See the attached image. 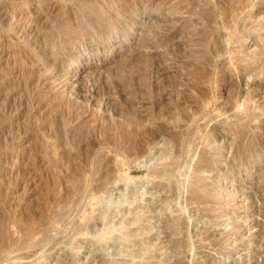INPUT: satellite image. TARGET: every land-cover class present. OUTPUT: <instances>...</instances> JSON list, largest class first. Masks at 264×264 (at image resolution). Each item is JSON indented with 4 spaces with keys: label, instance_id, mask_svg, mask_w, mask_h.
I'll return each instance as SVG.
<instances>
[{
    "label": "rangeland",
    "instance_id": "1",
    "mask_svg": "<svg viewBox=\"0 0 264 264\" xmlns=\"http://www.w3.org/2000/svg\"><path fill=\"white\" fill-rule=\"evenodd\" d=\"M150 55L192 117L126 154L110 86ZM263 166L264 0H0V264H264Z\"/></svg>",
    "mask_w": 264,
    "mask_h": 264
},
{
    "label": "bare ground",
    "instance_id": "2",
    "mask_svg": "<svg viewBox=\"0 0 264 264\" xmlns=\"http://www.w3.org/2000/svg\"><path fill=\"white\" fill-rule=\"evenodd\" d=\"M95 10L98 11L97 9H95ZM98 12H96L97 18L101 19L102 24L104 26H106V28H109L111 26V21L112 20L110 21L106 16H103L102 13H98ZM112 15H114V14L112 13ZM91 22H89V24H91ZM97 23H98V21H97ZM88 26L92 27L90 25H88ZM79 28H80V26H79ZM105 31L106 30H104L103 27L102 28L99 27V28H97L95 30V33H97V35H100V34L104 33ZM122 32H123V30H122ZM82 36H85V34L82 33ZM64 41L68 42L67 40H64ZM149 52L150 51H148V53ZM142 55H144V54H142ZM150 56H151V57H149L150 59L147 58L149 60V61H147V63L143 62V57L140 58L142 60V63H140V62L137 63V60L139 61V59H134V58H133L132 61H129V62L127 61V63L124 66L122 65L123 67L121 66V70L120 71L118 69L117 75L115 73L116 76H114L115 77L114 79L112 78L113 80H112V84L110 86L113 89L114 93H116L118 95V97H119L118 99H120V102H121L122 105L121 104H120V106L117 105L119 107H117V112L116 113H117V115L119 117L118 118L119 120H117V122H112L111 125H109V128H107V130H106V134H107L106 140L108 142L107 144H108L109 147H111L114 150L124 152L126 154H134L135 155V154H138L139 152H141L142 150H141L140 145H139L140 143H143L145 146H151L154 142H156L155 140H157V138L160 136L159 135L160 134L159 130H161V129L157 128L159 123L164 125V127H163L164 132H168L167 136H166L167 137V141H168L167 144L176 142L178 139L181 138V132H176L174 130L169 131L170 128L169 129L167 128L168 130L165 129V125H166V127H169L168 124L169 125L170 124L176 125L178 122L181 123L182 125H187L189 123V121L191 120V117H192L190 115L191 113H189L190 108L186 106L185 102H181L182 100L180 102H178L179 100L176 101V99H175V101H174L173 100L174 98L172 99V96L175 95L176 93L173 94V92H170L169 89H168L171 86V85L169 86V82L170 81L167 80V78L169 79V77L166 78L164 76V77H161L160 81L157 80L158 77L161 76V75L163 76L164 73H159L161 71V69L159 68L160 66L158 65V61H159L158 58L155 59L152 55H150ZM154 56H156V55H154ZM138 57H140V56H138ZM147 57H148V55H147ZM144 59H146V58H144ZM121 64H124V63H121ZM155 76H156L157 79L155 78ZM172 87H174V86H172ZM157 89H161V91L155 93V91ZM145 93L147 95H150V97H153V99L152 98H150V99L152 100V102H151L152 104L151 105L154 106L153 107L154 110L152 111V114L148 113L150 117L149 116L147 117V115H144L145 114L144 111L142 112L144 114H142L141 112H139L140 110H138V112L134 110V106L136 104L138 95L139 94H145ZM177 94H180V93H177ZM177 94H176V96L178 97L179 95H177ZM187 94H185V97H186ZM181 97L182 96H180V98ZM138 99H140V98H138ZM145 99H144V101H145ZM140 100H142V99H140ZM148 100H149V98L147 99V101ZM136 106H137V104H136ZM140 107H142V106H140ZM157 108H158V110H157ZM187 108H189V111H187L188 110ZM135 109L137 110V109H141V108H135ZM143 109H145V108L143 107ZM193 116H194V114H193ZM147 118H149V121H148ZM161 122H163V123H161ZM181 127H183V126H181ZM93 129H95V128H93ZM89 130L94 132V130H91L90 128H89ZM86 131H87V129L85 128V131L83 132L82 135H84V136L85 135L86 136L90 135V134H88L89 132H86ZM161 133H163V132H161ZM91 137L93 138V135ZM88 138H90V137H88ZM262 140H263L262 138H259V139L257 138L256 139L254 137V139H252V140H250V142L249 141L248 142H249V145L252 147V146H255L256 143L258 144V142H260ZM104 141H105V139H104ZM96 142H97V140H96ZM243 147L245 148V146H243ZM148 148H151V147H148ZM228 148H229V146H228ZM144 151H146V150H144ZM144 151H142V154L144 153ZM218 152H219V155H222V154H224L225 149L223 147H221V148L219 147ZM167 153H168L167 146L163 150L159 151L160 156L166 155ZM236 154H237V149L234 146L233 149H232V159L230 160V162L225 164V166H226L225 168H227V170L230 171V172L234 170L233 166L235 165L234 161L236 159L235 158ZM249 161H251V159ZM261 168H262L261 170L264 171V166L261 167ZM259 211H261V210L260 209L256 210V212H259ZM225 214H226V212L223 210L221 212V216H224ZM259 253H260V251L258 252V254ZM230 254L233 255V253H230ZM255 254L257 255V253H255ZM257 256H259V255H257ZM254 257H253V259H254ZM262 262L264 263V259H263ZM211 264H217V262H213ZM223 264H226V263H223ZM233 264H257V262L253 263V261L252 262H247V261H240L239 260V261H235Z\"/></svg>",
    "mask_w": 264,
    "mask_h": 264
}]
</instances>
